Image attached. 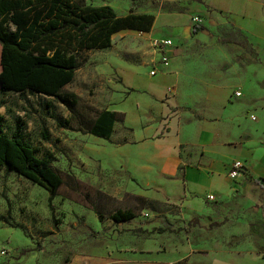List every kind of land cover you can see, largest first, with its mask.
<instances>
[{"label": "rangeland", "instance_id": "1", "mask_svg": "<svg viewBox=\"0 0 264 264\" xmlns=\"http://www.w3.org/2000/svg\"><path fill=\"white\" fill-rule=\"evenodd\" d=\"M86 2L109 5L120 16L151 13L157 21L155 29L148 34L125 30L113 36L112 48L84 51L76 78L65 88L79 98L74 109L36 92L0 91V131L8 135L19 131L40 158H50L64 181L51 200L46 189L16 171L0 170V264L100 263L108 257L103 249L110 240L125 244L134 234L145 240L164 236L155 228L141 233L144 225L182 229L183 240L179 237L177 244L186 242L185 234L200 243L208 234L213 237L215 227L202 225L205 218L184 209L182 197L179 201L144 197L149 191L120 152L109 141L86 134L98 112L122 101L125 75L133 71L144 82L150 81L153 39L167 36L178 46L168 69L169 76L181 80L168 86L177 93L169 97L175 111L201 120L213 117L209 110L220 111L236 102L223 116L224 127L231 129L218 134L237 137L233 126L248 107L247 120L264 127V0ZM194 17H200L206 32L194 34ZM186 28L192 32L188 38L182 34ZM255 204L217 229L212 244L218 241L226 249L249 252L264 264V195ZM204 207L213 204L206 201ZM128 209L138 215L136 222L120 226L110 218ZM130 245L133 250L139 247Z\"/></svg>", "mask_w": 264, "mask_h": 264}, {"label": "crops", "instance_id": "2", "mask_svg": "<svg viewBox=\"0 0 264 264\" xmlns=\"http://www.w3.org/2000/svg\"><path fill=\"white\" fill-rule=\"evenodd\" d=\"M204 32L206 30L201 33ZM182 34L188 38L191 29L186 28ZM161 37L166 36L157 38ZM174 43L172 63L178 49ZM168 71L156 77L149 73L148 83L133 71L125 75L122 101L109 109L117 114L113 133L109 140H102L109 141L127 160L131 172L149 191H145L144 197L159 201L167 198L179 201L182 197L184 209L206 219L202 225L211 227L219 223L220 226L215 227L213 237L205 234L203 243L185 234L186 242L177 244L179 237L183 239L175 232L153 237L157 240H145L134 234L127 236L125 244L110 240L103 249L108 257L93 264H262L249 252L243 255L240 250L226 249L218 241L212 244V240L218 234L217 229L226 226L225 222L228 224L240 213L249 212L264 195V127H256L247 120L248 107L245 116L233 126L232 133L237 137L229 139L218 134L221 129H231L224 127L223 116L231 112L236 102L220 111L209 110L208 116L215 117L201 120L191 119L181 110L175 111V102L169 97L175 98L177 93L174 87L168 86L181 80L169 76ZM238 160L244 162L245 172L238 179H232L231 167ZM172 185L177 189L168 190L167 186ZM210 194L214 195V202L207 199ZM206 201L213 207H204ZM136 221L137 218L118 225ZM158 226L144 225L145 230L140 232L146 233L149 228ZM164 241H167L166 248H162ZM130 244L139 247L133 250L134 245ZM197 244H200L198 249ZM72 264L78 262L75 260Z\"/></svg>", "mask_w": 264, "mask_h": 264}, {"label": "trees", "instance_id": "3", "mask_svg": "<svg viewBox=\"0 0 264 264\" xmlns=\"http://www.w3.org/2000/svg\"><path fill=\"white\" fill-rule=\"evenodd\" d=\"M155 21L151 13L120 16L109 5L93 6L86 0H0V91L36 92L74 109L79 98L65 88L76 78L82 53L112 48L113 36L125 30L152 32ZM203 30L204 26L194 25V34ZM116 121V112H98L86 134L109 140ZM3 168L46 189L51 200L64 183L50 158H40L19 131L12 135L0 131V170ZM137 217L128 209L118 210L110 218L121 224ZM182 231L154 229L159 234Z\"/></svg>", "mask_w": 264, "mask_h": 264}, {"label": "built area", "instance_id": "4", "mask_svg": "<svg viewBox=\"0 0 264 264\" xmlns=\"http://www.w3.org/2000/svg\"><path fill=\"white\" fill-rule=\"evenodd\" d=\"M194 25L195 24H201L200 17H194L193 19ZM175 49V43L174 40L170 37H161V38H155L151 41V51L154 55V58L151 62V71L150 76L156 77L158 74H160L164 70H168L170 65H172V51ZM171 91V89H170ZM242 92L237 93V97H241ZM252 120H256L255 117H251ZM245 172V165L242 160L235 161L234 164H232L231 171H230V177L232 179H238L242 176V174ZM207 199L211 202L215 201L214 195L207 196Z\"/></svg>", "mask_w": 264, "mask_h": 264}]
</instances>
